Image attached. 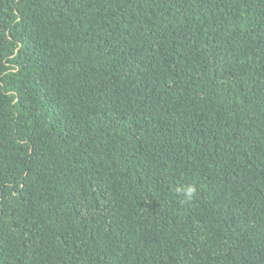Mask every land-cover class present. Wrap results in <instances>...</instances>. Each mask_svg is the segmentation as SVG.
Wrapping results in <instances>:
<instances>
[{
    "label": "trees",
    "instance_id": "16d2710c",
    "mask_svg": "<svg viewBox=\"0 0 264 264\" xmlns=\"http://www.w3.org/2000/svg\"><path fill=\"white\" fill-rule=\"evenodd\" d=\"M0 264H264V0H0Z\"/></svg>",
    "mask_w": 264,
    "mask_h": 264
},
{
    "label": "clouds",
    "instance_id": "9594fccd",
    "mask_svg": "<svg viewBox=\"0 0 264 264\" xmlns=\"http://www.w3.org/2000/svg\"><path fill=\"white\" fill-rule=\"evenodd\" d=\"M175 191L182 197L185 202H190L196 195V189L194 185L182 184L176 187Z\"/></svg>",
    "mask_w": 264,
    "mask_h": 264
}]
</instances>
